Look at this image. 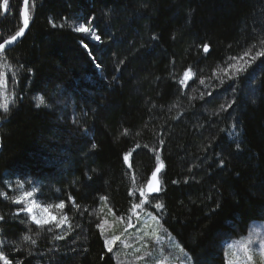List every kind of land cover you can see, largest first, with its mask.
Masks as SVG:
<instances>
[{
  "label": "trees",
  "instance_id": "1",
  "mask_svg": "<svg viewBox=\"0 0 264 264\" xmlns=\"http://www.w3.org/2000/svg\"><path fill=\"white\" fill-rule=\"evenodd\" d=\"M21 2L0 10V43L19 29ZM28 11L26 34L0 55L15 100L0 110V252L9 264H115L97 224L129 220L139 200L132 177L145 184L156 153L164 168L153 197L164 207L149 212L191 264H227L222 248L248 220L264 222V57L238 79L222 69L264 51V0H30ZM90 12L100 40L84 50L64 19L86 25ZM36 93L47 107H36ZM17 182L45 206L64 202L67 223L48 235L31 224L12 203Z\"/></svg>",
  "mask_w": 264,
  "mask_h": 264
},
{
  "label": "snow or ice",
  "instance_id": "2",
  "mask_svg": "<svg viewBox=\"0 0 264 264\" xmlns=\"http://www.w3.org/2000/svg\"><path fill=\"white\" fill-rule=\"evenodd\" d=\"M29 0H23V7L20 9L19 11V16L22 20V27H19V29L15 32L14 35H10L7 39H3V42L0 43V54L4 53L6 51V46H10L12 45L15 41H17V39L19 37H21L24 33H25V29H27L29 27V21H30V16H29ZM0 10H3L4 14L6 15L7 12L10 10V0H2V2H0ZM74 30L76 32H81V33H90L91 36L99 41L100 40V36L97 35V33L92 30L91 28V22L89 21L88 26H86L84 23L79 24L78 27H75ZM153 39H155V37H153ZM203 51L205 53H207L209 51V46L207 44L203 45ZM249 53H245V56H248ZM259 57H264V51L258 52L256 54V56H252L250 57V59L248 61H244L243 65H239L237 64H232L229 63L227 68L222 69V71L224 72V75L227 77V79L229 80H233V79H238L239 76L242 73H245L248 71V68L251 67L252 63ZM233 60H237V58L233 57ZM240 61L244 60V57H240L239 58ZM121 63H123V61H121ZM7 67V65H5ZM215 75V73H214ZM192 78V73H191V69H188L184 72L183 74V78L181 79L180 83L184 84L187 82V80ZM12 79L14 80L15 77L13 76ZM223 83V80L221 81ZM203 83V81H202ZM8 87L7 84V80L4 79V74L0 73V110L3 111V113L7 114L10 111V107L12 105H14L15 100H9L7 98V92L6 89ZM35 105L37 108L41 107V106H45L47 107V101L45 99V97L43 96H36L35 98ZM222 109L224 108V106H221ZM228 107H231V105L229 104ZM97 146L95 143H93L91 145L92 149H95ZM139 147V145H138ZM131 153L129 154H125L124 155V161L126 163H128L129 161V157H130ZM156 160H157V164L155 169L151 172V176L150 178L147 179L146 183L143 185L138 184L137 182V178L135 176L132 177V183L135 186L134 189H131L129 191V195L130 196H135L136 193H139V203H134L132 205V209L130 211H132L134 214H136L138 216L137 210L144 208L145 206H150V200L151 199H155V197L152 196L153 193H158L159 191H161V187H160V178H159V174L161 173V170L164 168V164L162 161H160V157L159 155L156 156ZM221 163L223 164V161H221ZM175 183V181H174ZM17 187L20 189V195H18L17 197H15L14 199H12V203L14 204H21L23 203L25 206L21 209L18 210L19 212H25L28 214L29 219L36 224L38 227L43 228L44 226L47 225H53L55 228H60L61 225L67 223L68 221V217L66 215L63 214L62 210L65 208V203L64 202H60L58 204L55 205H47V206H42L39 202H37V200L33 199L35 193H36V189L33 188L32 190H28L25 191L24 190V184L17 182ZM0 196H3L4 199H8L7 195H5L4 193H0ZM71 199V197L69 198ZM102 201H107V197H101L100 198ZM74 206L78 209L80 206L74 204ZM56 208L58 210H61V214L59 216L55 215L54 213L51 212L52 208ZM154 207L159 210L162 209L164 206L160 203H156L154 205ZM42 211L37 212V209H41ZM112 209L109 208V212H111ZM17 213V214H18ZM148 217L150 219H152L153 221H156L158 224V220L157 218L152 215V213H147ZM3 219V216H0V220ZM118 220H120L121 222H123L124 218L123 217H117ZM108 223V221L106 220H102L99 224H97V228L100 230L101 235L105 236L104 239V247L106 249L107 252H112L113 251V246L117 244L118 241L121 240V236L120 235H112L110 238L106 236V229H105V225ZM49 231L51 230V228L48 229ZM149 233L145 232V236H148ZM151 236H156V230L153 229ZM62 237H57V239H60ZM158 238V237H157ZM31 238L28 235H24L23 236V240L24 241H29ZM31 242L33 244L36 243L35 240H31ZM128 245L126 244L125 247H127ZM249 246L247 244H242V250L244 251V253L247 255V259L249 262H251L253 260V256L251 254H249ZM145 247H147V245H145ZM181 252L183 253V249H181ZM259 255H260V264H264V240H262L259 243ZM103 259V257H101ZM0 261H4V264H9V261L6 259V257L4 256V254L2 252H0Z\"/></svg>",
  "mask_w": 264,
  "mask_h": 264
},
{
  "label": "rangeland",
  "instance_id": "3",
  "mask_svg": "<svg viewBox=\"0 0 264 264\" xmlns=\"http://www.w3.org/2000/svg\"><path fill=\"white\" fill-rule=\"evenodd\" d=\"M64 105L62 102L60 106L65 109ZM40 211L42 209H37V212ZM110 222L112 225L117 226V229H108L106 236L109 238L112 235L121 236V240L113 246V251L110 252L115 264L186 263L185 258L181 257L179 252L180 248L175 247L167 236V233L160 228L157 222L150 219L141 210H139L138 216L135 214L128 221L123 220L121 222L117 219L116 221L110 220ZM255 224L249 228V235H242L236 241L230 243L227 264H260L259 243L264 240V223ZM107 225L110 227L108 223ZM153 229L156 230V236H151ZM145 232H148L149 235L145 236ZM126 244L128 245L127 247H125ZM242 244L250 245L249 254L253 256L251 262L248 261L247 255L242 250Z\"/></svg>",
  "mask_w": 264,
  "mask_h": 264
},
{
  "label": "bare ground",
  "instance_id": "4",
  "mask_svg": "<svg viewBox=\"0 0 264 264\" xmlns=\"http://www.w3.org/2000/svg\"><path fill=\"white\" fill-rule=\"evenodd\" d=\"M30 1V0H29ZM22 2H23V0H22ZM22 2H21V5H22ZM22 7L20 6V9H21ZM20 9H19V11H20ZM29 9V8H28ZM80 9L84 12L85 11V9L81 6L80 7ZM19 11H18V13H14V16L16 17H18V19L20 20V26L19 27H22V21H21V18H20V16H19ZM75 20H77V19H75ZM84 20H86V25L88 26V24H89V21L91 22V28H92V30H94L96 33L98 32V28H97V26H98V21H97V17H96V15L95 14H93V13H88V15L84 18ZM81 21H82V19H81ZM72 23H73V20L72 19H70V20H66V19H64V27H66V30L67 31H72V33L73 34H78V35H80V39H78V40H76V43L79 45V46H82L83 47V49L84 50H86V49H88V48H91V45L93 44L92 42L93 41H95V39L91 36V34L90 33H82L81 34V32H76L75 30H74V25L73 26H71L72 25ZM69 24V26H70V30L69 29H67L68 27H67V25ZM64 27H62V28H64ZM107 27V26H106ZM107 29H108V27H107ZM108 36L110 37V39L111 38H113V34H112V32L111 31H109L108 32ZM21 41V40H20ZM20 41H18V42H20ZM17 42V43H18ZM16 43V44H17ZM98 43V42H97ZM15 44V45H16ZM14 45V46H15ZM13 46V47H14ZM13 47H11V48H9L8 50H10V49H12ZM8 50H6V51H8ZM5 51V52H6ZM1 55V54H0ZM94 64H96V63H94ZM36 96H38V94L36 93V94H34L33 95V97L35 98ZM34 102H35V99H34ZM59 117H61V114H60V116ZM58 117V118H59ZM68 120L70 121L71 119L70 118H68ZM159 146V150H161L160 148H162V144H159L158 145ZM156 153V152H155ZM157 155H159L158 153H156V156ZM160 161H162L163 162V164H164V160L163 159H161V157H160ZM160 175V174H159ZM159 178H160V176H159ZM158 194V193H157ZM156 194H153L152 196H155ZM139 199H140V197H139ZM40 203V202H39ZM137 203H139V200L137 201ZM42 206H45L44 204H42V203H40ZM154 205H155V203H154V199H151L150 200V206H145L144 208H142V209H139V210H141V212H143V213H148L149 212V207H150V209H151V212H152V208H154ZM42 209V208H41ZM139 210H137V213L139 212ZM27 214V213H26ZM135 214L132 212L131 214H130V218L129 219H131V218H133V216H134ZM249 221V220H248ZM246 222V224H245V226L242 228V229H240V230H238V232H240V234L241 235H249L250 234V232H249V228H251V226L252 225H256L254 222H256V221H249V222ZM264 223V222H263ZM31 224H33L36 228H38V226L36 225V224H34V223H31ZM116 227V228H115ZM254 227V226H253ZM252 227V228H253ZM49 228H51V225H47V226H44L43 228H41L42 230H44L43 232L45 233V234H49L50 233V231L48 230ZM105 229H106V231L108 230V229H117V226H114V225H110V227L106 224L105 225ZM94 230L95 231H97V228H94ZM99 230V229H98ZM100 231V230H99ZM97 233V235H98V238H99V241L102 243V246H104V236H102L101 235V232H99V234H98V232H96ZM167 236L169 237V239H170V241L174 244V246L175 247H180L179 246V243L176 241V239L170 234V233H168L167 232ZM245 237V236H244ZM230 243L231 242H229L226 246H225V248L223 247L222 248V255L224 256V260H226V263L228 262V247H229V245H230ZM104 248V251H105V253L106 254H108V253H110V252H107L106 251V249H105V247H103ZM180 254H181V257H183V258H185V264H191V261L190 260H188V258L181 252V249H180ZM0 264H1V261H0Z\"/></svg>",
  "mask_w": 264,
  "mask_h": 264
},
{
  "label": "water",
  "instance_id": "5",
  "mask_svg": "<svg viewBox=\"0 0 264 264\" xmlns=\"http://www.w3.org/2000/svg\"><path fill=\"white\" fill-rule=\"evenodd\" d=\"M21 7H23V2H22ZM21 21H22V20H21ZM22 26H23V24H22ZM27 29H28V28H27ZM27 29H25V33H24L21 37H19V38L17 39V41H15V42H14L12 45H10V46H6V50H8L9 48L13 47L18 41H20V40L24 37V35L26 34ZM153 194H155V193H153ZM153 194H152V195H153Z\"/></svg>",
  "mask_w": 264,
  "mask_h": 264
}]
</instances>
